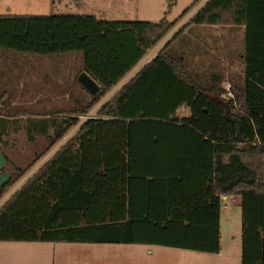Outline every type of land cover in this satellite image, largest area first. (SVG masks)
Listing matches in <instances>:
<instances>
[{"label":"trees","instance_id":"obj_1","mask_svg":"<svg viewBox=\"0 0 264 264\" xmlns=\"http://www.w3.org/2000/svg\"><path fill=\"white\" fill-rule=\"evenodd\" d=\"M175 3L158 21L0 14V49L80 54L79 73L100 85L91 94L77 76L72 90L49 86L67 108L32 103L23 114L17 108L22 116L14 118V128L47 144L25 169L14 166L16 175L0 186V197L174 27L168 14ZM188 24L244 28L236 98L223 96L224 74L209 73L205 85L185 64V54L169 51L181 30L0 208V242L144 244L219 253L221 197L239 195L242 264H264V0H208ZM182 106L190 115H177ZM9 123L0 116L1 134Z\"/></svg>","mask_w":264,"mask_h":264},{"label":"rangeland","instance_id":"obj_2","mask_svg":"<svg viewBox=\"0 0 264 264\" xmlns=\"http://www.w3.org/2000/svg\"><path fill=\"white\" fill-rule=\"evenodd\" d=\"M174 0H0V14H50L58 12H71L78 14L95 15L107 20H160L167 10L169 4ZM175 0L170 8L168 18L175 22L174 27L158 42L151 50V57H155L159 51L174 37L169 51L174 54H185V64L194 76L203 84L209 82L208 74L211 72L212 64L218 57L222 64L232 63L227 50L235 46L240 50V60L235 61L233 74L232 68L222 72L224 81L222 87L223 96L236 98L234 89L239 88L243 82L244 61V28L235 26H209L188 24L193 15L205 5L208 0ZM193 4V5H192ZM189 11L181 18L179 16L188 8ZM188 24V25H187ZM214 36H218L214 38ZM219 48L217 52L216 49ZM149 50V51H150ZM223 50V51H222ZM213 54V55H211ZM150 55V54H149ZM40 63L44 67L48 65L46 73L49 81L46 83L48 95L47 103L41 107L46 108L66 106L60 95H52L50 87L63 85L66 91L72 90L75 78L83 65L80 54L70 53L62 55L44 56L31 53H21L9 49H0V116L10 119L7 132H0V153L6 158V163L0 170V176L9 171L16 175L14 166L25 169L40 153L47 141L39 137L37 141H29L23 129L17 131L14 126V118L22 116L28 110L30 103L26 89L30 86L31 77L30 64ZM41 65V68H43ZM47 69V68H45ZM221 74V73H220ZM235 76V77H234ZM234 77V78H233ZM55 84V85H54ZM68 88V89H67ZM60 87L58 91H63ZM10 92V93H6ZM68 94V92H67ZM105 97L100 100L92 110L99 111L106 104ZM29 103V104H28ZM40 107V106H39ZM236 104V110L239 108ZM17 108L21 114H17ZM24 111V112H23ZM83 114H91V112ZM190 112L189 108L182 106L177 115L183 117ZM27 115V114H25ZM24 116V115H23ZM83 118V119H82ZM87 118L81 117V120ZM82 121V122H83ZM81 122V123H82ZM81 123L72 127L66 135L60 139L36 164L26 173L9 186L0 197V208L70 139H72L81 127ZM1 129V126H0ZM240 210L235 207L230 218H234L232 224L223 230L224 248L222 254L235 259L241 253L242 219ZM239 214V215H238ZM236 216L239 218L236 219ZM155 256H198L203 261L218 262L217 253H208L192 249H183L171 246L144 245V244H121V243H78V242H0V264H101L98 257H113L111 264H135L133 260L124 258L137 255ZM104 261V260H103ZM109 264V263H108Z\"/></svg>","mask_w":264,"mask_h":264},{"label":"crops","instance_id":"obj_3","mask_svg":"<svg viewBox=\"0 0 264 264\" xmlns=\"http://www.w3.org/2000/svg\"><path fill=\"white\" fill-rule=\"evenodd\" d=\"M218 36H214V38H217ZM228 52L230 54L231 57V65L230 64H222L221 60L216 57V61L212 64V69L211 72L212 73H222L226 70H229L230 67L232 68V74H233V69H234V65H235V61L238 63L240 60V50L238 47L235 48L232 47L231 49H228ZM216 51H219V48L216 49ZM223 51V50H222ZM151 50L146 53V55L142 58V60L114 87L112 88L105 96V101H109L127 82H129L136 74L137 72L146 64L148 63L150 60H152L154 57H151ZM150 54V55H149ZM213 55V54H211ZM32 62L30 65V72H31V77L33 78L34 81H32V83L30 84V86H27L26 89H28L29 92H27V96L28 99H26V102H29L30 104L34 103L38 106L41 107V105L44 103H47L48 100H46V95H48V91L47 88H45V86L47 87L46 83L49 80V76L46 73V71H48L49 67L48 65H46L45 67L40 64V63H36ZM41 65L43 68H41ZM47 68V69H45ZM50 70V69H49ZM4 74L1 73L0 77H3ZM235 77V76H234ZM233 77V78H234ZM53 95V93H52ZM57 95V94H56ZM61 96V99H63V96ZM28 103V104H29ZM91 112V116L96 117L98 115L97 110H92ZM190 115V112L185 115L188 116ZM80 117V121L79 123H81L83 120H81V117H83L82 115L79 116ZM83 119V118H82ZM87 120V119H86ZM84 120L81 125L86 121ZM26 133V132H25ZM222 203H221V215H220V229H221V251L218 254V262L219 264H242V248H241V253L238 256V258H234L231 256H225L222 254L223 252V246H224V241H223V230L224 227L225 228H229L227 226H230L233 222V220H235V216L234 218H230L232 211L235 209V207L237 209L240 210L241 213V219H242V209H241V197L239 195H230V196H222ZM239 213V214H240ZM238 214V215H239ZM239 218V216H236V219ZM242 233V230H241ZM242 239V238H241ZM242 244V243H241ZM95 259H99L101 264H111V261L113 259V257L109 256H102V257H98ZM126 260H133L135 264H216L215 262H207V261H203L202 257H198V256H155L152 254L149 255H137V256H131V257H126L124 258ZM104 260V261H103Z\"/></svg>","mask_w":264,"mask_h":264},{"label":"water","instance_id":"obj_4","mask_svg":"<svg viewBox=\"0 0 264 264\" xmlns=\"http://www.w3.org/2000/svg\"><path fill=\"white\" fill-rule=\"evenodd\" d=\"M79 82L91 93L96 94L100 90V85L98 82L86 71H81L78 75ZM238 132L240 133V126L238 127ZM6 163L5 156L0 153V170L3 168V166ZM11 174L9 171H5L0 176V186H3L6 184V182L10 179Z\"/></svg>","mask_w":264,"mask_h":264},{"label":"built area","instance_id":"obj_5","mask_svg":"<svg viewBox=\"0 0 264 264\" xmlns=\"http://www.w3.org/2000/svg\"><path fill=\"white\" fill-rule=\"evenodd\" d=\"M83 117H85V118H87V119L92 118V116H91L90 114H87V115H85V116H83Z\"/></svg>","mask_w":264,"mask_h":264}]
</instances>
